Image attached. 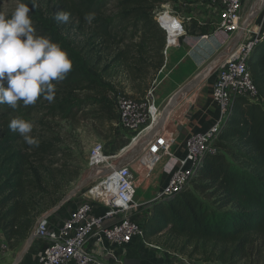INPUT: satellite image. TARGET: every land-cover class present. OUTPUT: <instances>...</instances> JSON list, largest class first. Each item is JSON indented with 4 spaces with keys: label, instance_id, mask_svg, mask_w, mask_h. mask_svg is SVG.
<instances>
[{
    "label": "trees",
    "instance_id": "trees-1",
    "mask_svg": "<svg viewBox=\"0 0 264 264\" xmlns=\"http://www.w3.org/2000/svg\"><path fill=\"white\" fill-rule=\"evenodd\" d=\"M16 1L30 7L35 34L60 45L73 62L67 78L54 82L55 100L38 99L45 102V117L76 121L83 116L107 126L110 141L116 126L114 96L131 86L144 99L148 81L165 64L166 33L155 13L171 1L76 0L70 16L84 25L81 43L70 37V19L67 24L55 20L62 10L52 0L47 5L35 0V7L33 0ZM88 13L95 14L91 24L84 19ZM116 65L125 72L122 84L108 79ZM248 67L259 102L233 103L216 142L220 154L209 156L191 182L201 180L197 188L218 198L209 204L186 188L168 201L154 202L145 225L147 242L192 260L264 264V41ZM9 122L0 123V230L16 251L38 219L63 198L68 173L60 165V135L36 137L39 147L29 146L8 128Z\"/></svg>",
    "mask_w": 264,
    "mask_h": 264
},
{
    "label": "built area",
    "instance_id": "built-area-1",
    "mask_svg": "<svg viewBox=\"0 0 264 264\" xmlns=\"http://www.w3.org/2000/svg\"><path fill=\"white\" fill-rule=\"evenodd\" d=\"M243 1L209 0L217 18L216 31L202 36L201 41H216V36L222 34V43L214 44L217 54L229 46L242 29ZM188 3L189 1H176L173 6L172 2H168L155 13L158 27L166 33V47L163 52L165 59L171 47H179L176 41L185 36V23L193 20L190 15H176L169 9L175 7L185 12L189 9ZM171 40L175 41L172 45ZM263 41L264 30L249 25L239 47L213 67V100L221 112L218 125L205 134L189 137L184 155L173 152V135L160 134L134 163L140 162L147 171H153L166 159L172 163L168 182L157 200L148 203L137 200L139 184L133 171L134 164L115 171L93 186L101 192L97 197L90 195V189L80 192L74 200L75 206L71 208L69 217L60 225L51 227L49 219L40 222L36 232V241L41 243L40 255L35 264H105L86 251L93 240L99 247L110 243L124 248L143 239L149 216L145 208L156 201H168L182 193L191 184L205 160L209 156L220 154L216 142L223 130L224 121L230 116L233 103L237 99H243L250 104L259 101L260 93L252 79L248 63ZM164 70L165 67L160 70L144 99L126 97L121 91L114 96L116 129L118 133L124 132L132 136V141L119 155L114 156H107L104 146H96L90 161L91 168H94L96 161L99 162L97 167L100 169H114V163L119 157L156 124L161 115L157 85ZM146 159H149L151 166H143ZM111 185L114 187L112 192L106 193ZM97 209H104L106 213L99 216Z\"/></svg>",
    "mask_w": 264,
    "mask_h": 264
},
{
    "label": "rangeland",
    "instance_id": "rangeland-1",
    "mask_svg": "<svg viewBox=\"0 0 264 264\" xmlns=\"http://www.w3.org/2000/svg\"><path fill=\"white\" fill-rule=\"evenodd\" d=\"M74 1L76 0H52L53 3L52 6L57 10H62L71 13V11H73ZM170 1L172 2L173 6H175L176 1H188V0H170ZM256 1L257 0L243 1V23L246 21L247 17L249 16L251 9L256 3ZM48 2L49 0H44L45 5H47ZM17 4L18 2L16 0H0V12H4L6 15H10L11 12L14 11ZM188 5H189V9L188 11L185 12L175 7L170 8L169 10L176 15H180V16L190 15L193 18V20H191L190 22L185 23L186 33H188L189 29L195 28L202 30L204 34L205 33L209 34L207 30L208 28H210L209 27L210 24L204 26L203 22H205L206 20L203 18L206 17L203 16L201 13H198L199 10L203 12L204 11L210 12L212 7L209 3V0H190V3H188ZM263 7L264 6H261V9H263ZM69 26H70L71 39L76 41L77 43H81L85 38L84 29H83L84 25L83 24L81 25L79 23V19L77 17L70 16ZM211 69H212L211 66L208 65L205 68V70L202 71L203 74L207 72V75L205 77H202L201 81L208 79V77L214 72L213 69L212 70ZM167 70L164 71L163 75L160 77L159 80L160 82L157 85V89L161 87L163 81L166 79L168 72ZM210 70L212 71L211 73ZM159 72L154 76L152 75L149 81L147 80L150 88L156 81ZM108 79H112L116 83H120V84L124 83L125 72L122 66L116 65V68H114L112 72H110V78L108 77ZM122 89H121L122 90L121 93L124 96L136 100L142 99L137 97L135 91H133L131 86H127L126 88H122ZM178 90H180V88L177 89V92ZM177 92L175 91L174 93L176 94ZM110 96L112 97V94ZM173 96L174 95H172L171 97ZM169 101L170 100H167L164 103L158 102L161 112L169 103ZM44 103H45L44 101L37 100V102L34 105H29L25 107L21 102L16 109L10 108L7 104L0 105V123L1 122L3 123L5 121H11L14 118H21L33 124V132L31 133V135L34 138L47 134H55L58 136L60 135L61 139L63 140V146L61 147V150L63 152L59 156V159L61 160L60 165H63L62 167H66L65 170L68 173V178H67L68 185L65 186V188L63 189V193H65V195L63 196L64 198L80 182V180L85 176V173L91 169L90 161L92 158L93 150L96 148V146L98 145L104 146L105 153L107 156L119 155L127 146L130 145L132 141L131 140L132 136H129L127 133L124 132L118 133L119 131H117L115 126V131H114L115 133L113 138L110 141H107L106 140L108 135L107 126L105 128L101 127L91 119L86 120L83 116H80L76 121H61L58 119L47 118L45 117V113L43 111ZM260 104L264 107V100H261ZM164 129L165 132L163 133V136H166L170 129H175V128L173 124H171V122L169 123L167 122ZM177 138H178V133L175 132L174 133L175 145L179 143ZM125 154L126 153H124V155ZM165 163L166 160H163L161 163H159L156 166V168L153 171H147L146 169H143V167L140 165V162L134 164L133 171L138 179L137 183L139 184L138 197H137L138 201L140 197L144 194L148 185L147 183H149L150 190H152L153 192L156 190L157 191L161 190L160 189L162 183L161 181L163 178L162 176L163 174H161L162 173L161 169L163 168L162 166L165 165ZM143 166L146 167L151 166L149 159H146L144 161ZM74 175L77 176L74 177ZM97 183H99V180L93 181L86 189H90L91 187L95 186ZM201 184H202L201 180L198 179L195 183L190 184V186L187 187V190L194 191L198 196H200L206 202H208L209 204H213L218 198V196L216 197L211 196V191H205V190L201 191L199 188H197ZM165 186L166 185L162 187L161 191L164 190ZM74 200L70 201L65 206L72 208L74 206L73 203H75ZM53 209L54 207L48 212L44 213L43 215L50 213ZM26 242L27 240L16 251H11L8 247V244L5 240L3 233L0 230V264H13L14 260L22 252ZM171 252L174 254L173 256H176L175 258H178V256L179 257L183 256L187 258V256L182 255L178 252L177 253L174 251ZM193 260L198 264H221L216 261H204L201 258H195Z\"/></svg>",
    "mask_w": 264,
    "mask_h": 264
},
{
    "label": "crops",
    "instance_id": "crops-1",
    "mask_svg": "<svg viewBox=\"0 0 264 264\" xmlns=\"http://www.w3.org/2000/svg\"><path fill=\"white\" fill-rule=\"evenodd\" d=\"M263 2H261L260 6H264ZM198 13L206 17L203 18L206 20L203 22L204 26L210 24L207 32L209 34L214 33L216 31L217 18L213 10L211 9L210 12L199 10ZM251 26L264 30V7L251 23ZM209 34H204L200 29H189L183 38L176 41L179 43V47H171L169 49L163 66L165 67L164 71L168 69V72L161 87L157 89L158 102L164 103L170 100L171 96L175 95L174 92H177V89L183 88L194 80L216 58L218 52L216 53L217 48H214V44L216 42L222 43L224 36L219 34V36H216L217 40L212 42L201 41L202 36ZM174 43L175 41H172L171 45ZM214 78V74L212 73L208 79L200 81L191 92L181 99L169 116L167 122H171L175 129H170L168 134L174 136L175 132L178 133L177 139L179 143L173 145V152L176 155H184L185 144L189 137L205 134L220 122L221 112L213 100ZM180 127L182 129L179 132L178 128ZM164 132L165 129L162 130L161 134ZM171 166L172 163L166 159V163L161 169V174H163L161 190L168 182ZM147 184V188L140 197L139 202L148 203L157 200L162 192L161 190H159L160 192L157 190L153 192L150 190L149 183ZM73 204L75 206V203ZM63 208L57 214L49 217L51 227H57L69 217L71 207L64 206ZM145 210L146 213H150V206L146 207ZM96 213L101 216L106 213V210L97 209ZM95 242L93 240L86 251L98 257L105 264H198L188 257L178 256V258H175L176 256H173L174 254L171 251L147 242L145 237L124 248L110 243H105L102 247H99ZM40 244V241L34 242L30 252L20 264H35L40 255Z\"/></svg>",
    "mask_w": 264,
    "mask_h": 264
},
{
    "label": "clouds",
    "instance_id": "clouds-1",
    "mask_svg": "<svg viewBox=\"0 0 264 264\" xmlns=\"http://www.w3.org/2000/svg\"><path fill=\"white\" fill-rule=\"evenodd\" d=\"M35 7V0H33ZM30 7L20 2L10 15L0 12V105L16 109L34 105L39 98L53 102L56 83L64 81L73 70V62L60 45L47 36L36 35L29 15ZM70 13L60 11L55 20L67 24ZM88 24L95 19L94 13L84 17ZM8 128L19 133L23 141L39 147L34 138L33 124L21 118L12 119Z\"/></svg>",
    "mask_w": 264,
    "mask_h": 264
},
{
    "label": "water",
    "instance_id": "water-1",
    "mask_svg": "<svg viewBox=\"0 0 264 264\" xmlns=\"http://www.w3.org/2000/svg\"><path fill=\"white\" fill-rule=\"evenodd\" d=\"M260 1L261 0H257L256 3L254 4L249 16L247 17L246 21L242 25L241 31L234 37V39L232 40V43L229 46H227L223 51H221V53L218 54L216 58H214V60L209 64V66H211L212 69L219 61L229 57L239 47V45L241 44L244 38L245 31L247 30L248 26L251 25V23L256 19L257 15L261 11ZM202 77H204V74L200 73L194 80H192L190 83L185 85L170 99L169 103L162 110L161 115L158 121L156 122V124L144 136H142L137 141V144L128 153H126L122 157H119V159L114 163V169H100L98 167L91 168L89 171L85 173V176L70 191V193L67 194L54 207V209L50 213L40 217L35 227L33 228L31 234L29 235L22 252L14 260L13 264H20L25 259L27 254L30 252L34 242L37 239V236H36L37 228L42 220L49 219V217L57 214L65 205H67L70 201L74 200L80 192L84 191L93 181L104 179L114 174L115 171H118L119 169L123 167L131 166L134 163H136L137 160L142 155V153L146 150V148L156 138L160 136V134L162 133V130L165 128L167 124L169 116L174 111L176 106L179 104L181 99L186 94L191 92L193 88L199 84ZM181 129L182 127L178 128V131L180 132Z\"/></svg>",
    "mask_w": 264,
    "mask_h": 264
},
{
    "label": "bare ground",
    "instance_id": "bare-ground-1",
    "mask_svg": "<svg viewBox=\"0 0 264 264\" xmlns=\"http://www.w3.org/2000/svg\"><path fill=\"white\" fill-rule=\"evenodd\" d=\"M262 1H264V0H261V1H260V4H261ZM263 3H264V2H263ZM172 41H174V40H171V43H172ZM211 70H212V69H211ZM211 70H210V73L212 72ZM208 74H209V73H208ZM206 75H207V72L204 73V77H205ZM136 144H137V142H136L135 144H133V146L130 147L129 149H127L125 152L128 153L129 150L132 149ZM123 155H124V154H123ZM120 157H122V156H120ZM98 163H99V162H96V161H95V162H94V167H97ZM113 188H114V187L111 185L110 188L108 189V191H107L106 193H110V192H112ZM100 193H101V192L99 191V188H94V187H91V188H90V195H95V197H97V194H100Z\"/></svg>",
    "mask_w": 264,
    "mask_h": 264
}]
</instances>
